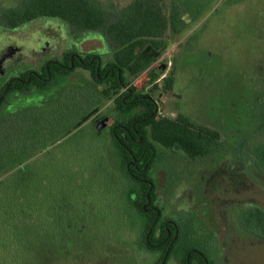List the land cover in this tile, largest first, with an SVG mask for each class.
Returning a JSON list of instances; mask_svg holds the SVG:
<instances>
[{
  "label": "trees",
  "instance_id": "obj_1",
  "mask_svg": "<svg viewBox=\"0 0 264 264\" xmlns=\"http://www.w3.org/2000/svg\"><path fill=\"white\" fill-rule=\"evenodd\" d=\"M217 2L218 0H19L15 6L5 11L7 16L12 17L11 24L37 15H50L62 16L79 29H95L111 47L112 57L105 67L93 74L95 85L90 101L84 100L83 92H79L76 98L66 88L61 101L49 102L40 117L29 118L26 114H21L12 117L14 120L8 117L0 119V264L63 263L58 262L60 256L67 255L78 235H83L80 232V222L86 213L85 206L91 210L93 208L88 201L90 194L84 191L92 192L95 182L92 184L88 179L84 180L83 176L87 171L82 167H77L76 171L73 166L71 169L77 175L73 179L78 185L76 189L79 194L67 192L69 180L67 184L58 180L62 165L60 156L64 147L59 149L57 145L62 141L57 140L68 133L69 127L84 120V109L87 112L91 108L95 110L103 107L110 99H114L120 108L123 105L121 96L116 97V93L122 87L135 89L134 79L145 72L150 75V80L155 79L157 66L147 70L148 61L141 62L139 53L148 48L156 52L162 51L171 38L187 32L198 20L214 10ZM224 2L231 6L244 4L247 13L253 9L264 12V0ZM108 66H112L115 71L110 77H105ZM260 67L264 69L263 66ZM173 81L174 77L167 74L162 81L163 87L169 89ZM149 82L151 81H146L145 84ZM153 109L151 106L147 110ZM262 113H257L252 118L259 119L258 125L253 129L254 133H240L236 142L235 136L228 131H224L222 136L209 126L189 121L176 124L169 118L156 120L150 115L142 126L143 141L158 142L165 148L179 146L193 159L221 152L218 167H224V163L229 160L230 165L234 164L241 169L249 167L264 180V110ZM132 121L133 119H127L126 125L130 127ZM240 124L245 122L240 120ZM188 126L191 127L190 130ZM237 143H243L241 152L238 151ZM104 151L106 160L110 161L108 151ZM113 153V159L120 162L117 166L112 165L113 173L127 186L128 191L124 201L131 212L125 216L135 213L139 218L142 202L146 201L143 193L147 191V185L140 188L138 181L126 170L125 163L132 158H141L148 162L146 169L152 168L151 161L160 159V151L155 148H137L127 152L116 150ZM45 163L50 170L51 180L46 175ZM225 172L223 169L218 174L224 175ZM96 187L104 188V184L98 183ZM132 192L135 196L129 197ZM139 192L142 193L140 197ZM99 197L103 199V194ZM94 217L97 218L95 214ZM142 220L145 222L144 218ZM243 220V224L249 228L246 232L255 237V240L264 242V210L258 205H246ZM148 224L145 223L144 228L147 229ZM162 231L165 234L163 229ZM181 254L184 257V252Z\"/></svg>",
  "mask_w": 264,
  "mask_h": 264
},
{
  "label": "rangeland",
  "instance_id": "obj_2",
  "mask_svg": "<svg viewBox=\"0 0 264 264\" xmlns=\"http://www.w3.org/2000/svg\"><path fill=\"white\" fill-rule=\"evenodd\" d=\"M17 0H0V7L12 6ZM256 3L255 1H253ZM261 5L262 2H259ZM260 9V8H257ZM197 29V30H196ZM103 43L101 34H91ZM97 41L96 45L100 42ZM105 42L96 49L97 53L106 51ZM175 54V55H173ZM173 56L179 64L176 80L172 92L176 96L168 94L166 103L161 110L181 112L191 116L194 124L209 126V128L223 127L225 131L236 128L235 142L242 133L241 127L254 129L259 119L257 113L263 114L264 110V12L253 9L247 13L244 4L227 5L224 0H218L214 10L198 20L195 25L183 33L168 41L165 49L160 52L145 49L139 53L141 62L148 61V68L152 69L159 64L169 61ZM208 59L206 64L205 60ZM146 80V72L134 79V83L142 85ZM47 90L45 95H49ZM172 92L170 94H172ZM19 101L14 104L13 111L19 108ZM16 108V109H15ZM15 109V110H14ZM104 107L94 110V115L86 125L79 130L62 138L57 146L62 149L60 162V180L68 184L67 192L78 195L75 175L72 167H82L87 172L84 180H89L94 188L88 201L93 208L85 206L86 213L81 220L80 231L74 245L70 247L67 255H61L58 262L62 264H154L155 256L146 252L141 247V215L131 212L125 206V186L116 176L114 165L106 160V130L94 131V125L101 120ZM14 120L13 118H11ZM245 122V124H240ZM239 126V127H238ZM212 129V128H211ZM239 129V130H238ZM243 143H237L241 152ZM49 149V148H48ZM56 151V148H54ZM221 152L195 158L190 164V169L199 168L202 173L201 181L192 178L193 192L186 202L187 194L171 197L168 205L166 199L163 203L162 216L169 217L180 228L179 245L200 249L209 258L216 257L214 246L207 242L210 248L204 247V238L211 236L210 229L206 228L207 216L213 211L214 205L208 194L213 191H222L230 188L237 189L239 182H244L234 194H220L223 199L236 198V200H254L264 207V180L254 174L248 167L245 174H240L236 169L231 171L225 167H218V156ZM217 155V156H216ZM170 156L161 154L163 164ZM172 159V158H171ZM170 160V158L168 159ZM223 161V160H222ZM236 161V160H235ZM109 162V164H108ZM182 159L167 161L165 170L172 176L170 188L181 180L186 179L191 183L189 170L182 164ZM175 164V166H174ZM113 165V166H112ZM78 167V168H77ZM238 167V166H237ZM48 165L45 163L46 175L51 180L52 176ZM224 175L233 176L228 179ZM228 172V173H227ZM75 175V176H74ZM246 175V176H245ZM198 176V175H197ZM73 177L75 179H73ZM166 173L158 169V189L165 184ZM212 179L214 183H212ZM103 183L104 188L96 187ZM88 183V181H87ZM215 184V185H214ZM214 185V186H213ZM103 194V199L96 195ZM129 197H133L130 194ZM186 200V201H185ZM89 208V210H88ZM94 212L96 219H94ZM93 216V217H92ZM204 227L206 229H204ZM204 230L205 235H202ZM139 233V235L137 234ZM220 233L218 238H220ZM236 243V242H235ZM212 246V247H211ZM204 248V249H203ZM227 254V264H264V242L247 241L233 244L229 249H223Z\"/></svg>",
  "mask_w": 264,
  "mask_h": 264
},
{
  "label": "flooded vegetation",
  "instance_id": "obj_3",
  "mask_svg": "<svg viewBox=\"0 0 264 264\" xmlns=\"http://www.w3.org/2000/svg\"><path fill=\"white\" fill-rule=\"evenodd\" d=\"M18 2L19 0L12 6L0 7V119L12 118L21 114H26L29 118L40 117L49 102L59 103L61 101L66 88L71 90L69 93L75 95L76 98L79 92H83L84 100L90 101L95 85L93 74L98 73L99 68L105 67L112 57V49L105 42L102 34L98 32L102 36L103 43L95 36H90L97 32L95 29H79L62 16L37 15L11 24L10 18L12 17L7 16L5 11ZM97 41L100 42L98 45H96ZM104 42L106 51L97 53L96 49ZM206 61L207 64L209 61L208 59ZM179 68L176 57L173 56L169 61L156 67L157 77L155 79L150 80V75L146 72L145 82H151L136 84L135 89L122 87L116 93V97L121 96L122 107L119 108L114 99L107 101L103 106L105 111L102 114V118L106 119V126L98 131L106 130L105 145L111 163L114 158L113 152L116 150L127 152L137 148L151 150L155 148L160 151V154L170 156V160L168 158L167 161L182 159V164H185L189 170L191 183L189 180L181 179L172 190L170 185L173 178L165 170L167 161L163 164L159 162L160 159L152 160L151 165L153 166L148 169L145 168L148 162H144L141 158H132L125 163L126 170L138 181V186L145 188L147 185V191L143 193L146 201L142 202L140 213V215L143 214L142 219H145V222H142L140 243L143 250L155 256L153 263L227 264L225 256L227 250L224 252L223 249H229L231 245L239 242L255 241V237L246 232L249 228L243 224L246 205H252V207L258 205L264 210V207L254 200L223 199L224 197L220 196V194L238 192L237 190L244 185L246 179L241 182L243 185L239 182L235 190L228 187L226 190L213 191L208 194L213 203L211 205L214 206L210 208L213 212L206 218V228L210 229L212 235L201 241H205L204 245L209 244L207 243L209 241L213 243V252L216 257L209 258L200 249L180 247V237L177 240L180 235L178 224L169 217H163L161 212L163 205L167 202L168 205L174 203L169 202L171 197L187 194L188 197H185L187 201H185L188 202L191 191L193 192L195 187L192 186V178L194 176L195 180L199 177L196 181L200 182L202 171L199 168L190 169L193 159L185 149L175 145L165 148L158 142L143 141L142 126L150 115L156 120L169 118L176 124H185L184 121L192 122L191 116L181 112L161 110L166 103V98L169 97L168 94L176 96L172 89ZM114 71L112 66H108L104 76L110 77ZM167 74L174 77L169 89H165L162 84ZM47 90H51L49 95H45ZM16 101H19L21 105L13 111ZM151 106L154 108L153 111L147 110ZM83 111L84 120L69 127L65 136L86 125L94 115V108L87 112L85 109ZM127 119H133L130 127L126 125ZM95 124L91 125V128L93 126L94 131L97 132ZM137 124L138 126H135ZM202 126L207 127L206 124ZM211 128L222 136L224 135L223 127L211 126ZM188 129L190 130L191 127L188 126ZM235 129L233 127L227 131L229 134H237ZM240 129H243L240 131L244 134L254 133L253 129L247 128V131L243 127ZM62 138L57 141H62ZM230 162L228 160L224 163V167L228 169L227 166H229L231 171H235L238 167L234 164L230 165ZM158 169L166 173L165 184L161 190L158 189ZM237 170L240 174H245V169L238 168ZM227 176L230 179L233 174L228 173ZM141 192H139V197L142 196ZM131 194L135 196L134 192ZM165 199L167 201L163 203ZM145 223H149L147 229L144 228ZM198 230L205 235L204 230ZM219 233L220 238H218ZM204 247L208 250L210 248L209 245ZM181 252H184V257L181 256Z\"/></svg>",
  "mask_w": 264,
  "mask_h": 264
},
{
  "label": "water",
  "instance_id": "obj_4",
  "mask_svg": "<svg viewBox=\"0 0 264 264\" xmlns=\"http://www.w3.org/2000/svg\"><path fill=\"white\" fill-rule=\"evenodd\" d=\"M106 126V119L102 118L101 120H99L98 122H96L95 124V130H100L102 128H104Z\"/></svg>",
  "mask_w": 264,
  "mask_h": 264
}]
</instances>
